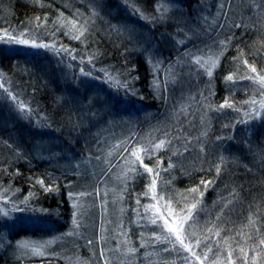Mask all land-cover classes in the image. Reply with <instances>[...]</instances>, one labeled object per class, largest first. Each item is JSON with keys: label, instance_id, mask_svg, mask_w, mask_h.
<instances>
[{"label": "trees", "instance_id": "16d2710c", "mask_svg": "<svg viewBox=\"0 0 264 264\" xmlns=\"http://www.w3.org/2000/svg\"><path fill=\"white\" fill-rule=\"evenodd\" d=\"M5 29L31 46L48 47L0 44V210L19 209L10 212L12 223L0 215V235L10 224L14 242L43 227L79 231L83 239L71 256L16 260L6 250L0 264H118L113 247L126 228L140 264H182L162 251L170 245L156 243L154 233L164 219L186 213L194 198L203 204L194 210L204 228L198 239L214 251L218 244L223 264L227 252L235 258L240 247L249 264L254 256L264 264L257 255L264 245L252 246L264 239V111L256 119L247 115L264 92V0H0V36ZM153 56L163 60L157 76L150 74ZM202 56L214 58L211 75L198 63ZM88 80L100 85L92 90ZM5 89L24 104L23 113ZM102 115L116 119L107 145L96 131ZM161 139L164 145L155 148ZM202 180L213 183L205 190ZM107 183L116 186L115 203L124 208L122 228L117 218L116 225L102 224ZM133 213L147 230L143 236L125 224ZM216 224L223 227L219 236L207 230ZM160 255L164 261L155 262Z\"/></svg>", "mask_w": 264, "mask_h": 264}, {"label": "rangeland", "instance_id": "374dc122", "mask_svg": "<svg viewBox=\"0 0 264 264\" xmlns=\"http://www.w3.org/2000/svg\"><path fill=\"white\" fill-rule=\"evenodd\" d=\"M159 4H162L159 3ZM206 7H201L198 10V19L199 21H204V18L206 16V14L204 13V10ZM6 39V37H5ZM3 41L0 40V44H2ZM7 48L9 50H14V49H23V50H30L33 49V46L29 45V44H6ZM149 53V52H148ZM214 58H209L202 56L200 57V65L203 67H206L208 69L207 73L209 75V72L212 73L214 71L215 65L213 62ZM163 64V60L162 58H157L155 56L153 57H149V65H150V74L151 75H156L159 73V71L162 69V65ZM152 70V73H151ZM86 85L92 89L94 87H96V85H100L99 83H95L91 80H88L86 82ZM93 90V89H92ZM89 90V91H92ZM114 118V116H112V119ZM116 118V116H115ZM116 119L110 121V120H105V117L102 115L101 119L99 122H97L96 124V131L102 135H105L104 137V142H106V145L111 143L113 141V139L115 138V133H114V129H116ZM107 124H106V123ZM105 126H108L109 128H111L112 131L107 132V133H103V128ZM105 129V128H104ZM104 186V185H103ZM102 193V198H103V221L102 224H104V226L106 227V225L108 223H110L109 220H113V224L116 225V218L119 219V223H117L121 228L124 226L123 225V216H124V208L123 206H119L117 205L116 199H115V195H116V186L113 184H106V187H103ZM80 203L77 202L75 205V208H78V204ZM85 211L88 210V208H86L83 205ZM109 215H112V218H110ZM130 220L128 222H125V224L131 225V232L133 233H146L147 230L140 229L139 228V216L137 213H133L130 215ZM6 219V223H12L13 221L15 222V218L9 219V217H5ZM29 226V225H28ZM10 227V224L7 228ZM31 227V226H30ZM33 227H39V225H34ZM31 227V228H33ZM6 229V234L7 235H0V252H5L7 250V252L9 253V256H11L12 258H15L16 260H22V259H30L32 257H40V256H71L70 253H79L77 251V246L80 245V241H82L83 238H81V233L78 231L76 234L74 232H69L66 234H60V233H56L55 230L49 228V227H43L40 230V234L38 235L37 231L34 230L32 231V233L34 234L33 236H25L24 238H20L19 240H17L16 242H14L12 240V237L9 233V229ZM127 229V228H126ZM122 230L119 231V236L118 239L116 240V244L113 247V250H116V254H114L115 256L112 257V261L116 262L118 264H140V259H142V256H139L138 254H136V252L134 251V245L132 246V243L134 242L133 239H131V243L125 239V236L127 235L126 231H128V233H130L129 229L128 230ZM149 231V229H148ZM126 232V233H125ZM58 234V235H57ZM204 234V228L203 227H197L194 231V237L198 239V237H202V235ZM72 247V250L69 249V247ZM109 248L107 250L111 251V245L109 244ZM12 249V250H11ZM76 250V251H75ZM88 250V249H85ZM111 255V252H109ZM144 258V257H143ZM159 261H164V257L163 255L157 256V258H155V262H159ZM220 263L219 264H223V262L221 261V259H219ZM84 264V263H83Z\"/></svg>", "mask_w": 264, "mask_h": 264}, {"label": "snow or ice", "instance_id": "6c2138e0", "mask_svg": "<svg viewBox=\"0 0 264 264\" xmlns=\"http://www.w3.org/2000/svg\"><path fill=\"white\" fill-rule=\"evenodd\" d=\"M156 17H153L155 19ZM239 25H237L238 27ZM19 35H23V33H20ZM6 37V39H5ZM79 39V37H75ZM0 40L3 41V43L6 44H28V39H19L15 36H13L12 33H10L7 29L4 30V36H0ZM33 47H48L47 45H37L35 42H32ZM67 51V49H65ZM247 63V61H245ZM252 72H256V68L254 66L251 67ZM82 74L89 75L90 73L84 72L82 69ZM209 75L211 73L209 72ZM246 78H252V77H246ZM228 81L232 80V76L229 75L226 77ZM110 84H115L117 88L123 87L127 92H132V89H129L127 87V82L121 83L119 80H114L112 78H109L107 81ZM260 84L264 86V75H261L260 77ZM0 87H3V85H0ZM6 92H8L7 89H5ZM8 95L12 97L13 101H16L18 104V107L21 109V112L23 113V110L25 108L24 104L20 101H17V97L13 96L11 92H8ZM262 99L259 101V108L255 109L254 111H250L247 113V115L250 116L252 119L259 118L261 116V112L264 111V92L260 93ZM257 101L255 100V97L251 99L250 102V108H254ZM228 102L225 101L224 104L221 105V108H223L225 105H227ZM231 107V105H228ZM243 122V121H241ZM171 143V141H169ZM165 141L163 139L160 140L158 144L155 145V148L159 149L162 145H164ZM127 151V149H125ZM145 153L149 156H151V150L145 146ZM187 150V149H185ZM133 156L136 157L137 160L141 162V165L145 168V170L148 173L153 172V168L148 167L147 165H143V161L141 160V157L137 155L136 150H133L131 153ZM175 154V152L173 153ZM172 167L171 161L169 162V168ZM165 171H168V169H165ZM219 167H217V173L219 174ZM156 175L159 176V171L156 172ZM43 186V181H38ZM155 180L152 181V186H155ZM201 183L204 185L205 190L207 189L208 184L213 183V181H204L202 180ZM50 190V189H46ZM189 191L197 192L200 191L199 188H193ZM79 195H84V193H80ZM70 198L73 196V194L69 193ZM200 196H203V192L200 191ZM169 202H172V198L169 197ZM20 203H27V200H23ZM139 204V200L137 201ZM200 205V211L203 210V204L201 200L193 199V201L186 205L187 211L184 213V209H180V213L184 214H177V218L175 219H164L163 224L159 225L157 224V228L160 229V232L158 234L154 233L155 235V242L156 243H166L170 245V248H163L162 251L164 252H170L174 253L180 260L182 261V264H203L204 261H208V264H217L219 261L221 255L223 254V249L220 248V246L217 244L215 251L213 250V244L208 240H200L195 239L194 237V231L197 227L200 226L201 221L199 217V212L194 210L197 209V206ZM148 205H145V213L149 210ZM19 210L18 207L13 204V207L10 210H0V215L3 217H9L10 218V212ZM74 213V218H75ZM139 215V213H138ZM219 217H217V220L219 221ZM75 223V219H74ZM152 224H156V219L153 217L151 219ZM78 226V225H77ZM209 233L215 232L217 236L220 235V231L223 230L222 224H216L213 225V227L207 229ZM72 234V233H69ZM143 236V233L141 234ZM195 239V244L197 247H200V252H196L193 250V246L191 244V241ZM91 244L92 241H89ZM260 245H264V239H259L258 243L256 240H253L252 246L253 250H256ZM184 253H187L188 255H183ZM212 254L209 256V254ZM238 253L235 258L233 257V250H229L227 252V261L228 264H236V261H241L242 264H249V258L247 257V254L244 250V248L240 247L238 249ZM103 255V253H101ZM257 255L264 256V248H260L257 252ZM251 264H257L255 256L251 258Z\"/></svg>", "mask_w": 264, "mask_h": 264}, {"label": "bare ground", "instance_id": "6f19581e", "mask_svg": "<svg viewBox=\"0 0 264 264\" xmlns=\"http://www.w3.org/2000/svg\"><path fill=\"white\" fill-rule=\"evenodd\" d=\"M26 233L31 234L32 232L25 230Z\"/></svg>", "mask_w": 264, "mask_h": 264}]
</instances>
